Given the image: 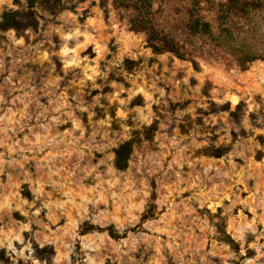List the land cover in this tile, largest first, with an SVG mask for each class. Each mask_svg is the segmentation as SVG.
I'll return each instance as SVG.
<instances>
[{
    "label": "rangeland",
    "instance_id": "rangeland-1",
    "mask_svg": "<svg viewBox=\"0 0 264 264\" xmlns=\"http://www.w3.org/2000/svg\"><path fill=\"white\" fill-rule=\"evenodd\" d=\"M132 11L0 0V264H264V59L157 52Z\"/></svg>",
    "mask_w": 264,
    "mask_h": 264
},
{
    "label": "trees",
    "instance_id": "trees-1",
    "mask_svg": "<svg viewBox=\"0 0 264 264\" xmlns=\"http://www.w3.org/2000/svg\"><path fill=\"white\" fill-rule=\"evenodd\" d=\"M189 14L186 25L189 33L161 34L154 25L155 21L151 14L153 0H115V5L121 9L133 10V15L128 19L133 30L145 31L148 35L150 46L157 52L170 51L180 58H190L197 65V50L189 43L194 38L203 41L211 38L216 47L227 48L238 52L237 60L244 66L257 59H264V54L256 50L255 33H263L253 25L252 17L264 13V0H180ZM211 4L206 8L205 4ZM215 16L208 20L206 14ZM216 26V27H215ZM215 28L218 31L215 32ZM240 33V34H236ZM195 46H198L194 43ZM205 46H198L204 48ZM239 48L240 50H236ZM118 166H125L119 160Z\"/></svg>",
    "mask_w": 264,
    "mask_h": 264
}]
</instances>
